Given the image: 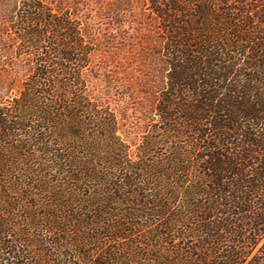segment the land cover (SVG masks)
<instances>
[{"label": "trees", "instance_id": "obj_1", "mask_svg": "<svg viewBox=\"0 0 264 264\" xmlns=\"http://www.w3.org/2000/svg\"><path fill=\"white\" fill-rule=\"evenodd\" d=\"M144 1L163 83L135 152L87 26L9 18L34 60L0 98V264H264V0Z\"/></svg>", "mask_w": 264, "mask_h": 264}, {"label": "rangeland", "instance_id": "obj_2", "mask_svg": "<svg viewBox=\"0 0 264 264\" xmlns=\"http://www.w3.org/2000/svg\"><path fill=\"white\" fill-rule=\"evenodd\" d=\"M23 1L27 0H0V98L19 91L25 74L20 65L34 60L32 56H18V42L3 34ZM37 1L44 8L67 10L87 26L95 48L87 73L92 96L109 105L117 134L135 152L155 122L154 106L163 83L145 1Z\"/></svg>", "mask_w": 264, "mask_h": 264}]
</instances>
